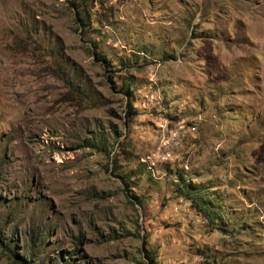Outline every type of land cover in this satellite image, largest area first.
<instances>
[{
  "label": "rangeland",
  "instance_id": "rangeland-1",
  "mask_svg": "<svg viewBox=\"0 0 264 264\" xmlns=\"http://www.w3.org/2000/svg\"><path fill=\"white\" fill-rule=\"evenodd\" d=\"M73 1L0 0V264H264V0Z\"/></svg>",
  "mask_w": 264,
  "mask_h": 264
},
{
  "label": "trees",
  "instance_id": "trees-1",
  "mask_svg": "<svg viewBox=\"0 0 264 264\" xmlns=\"http://www.w3.org/2000/svg\"><path fill=\"white\" fill-rule=\"evenodd\" d=\"M80 0H75L72 2L73 6H75L76 15L80 19L83 18L81 16L82 14V8L81 3H79ZM133 109L131 103H128L127 105V115L133 114ZM178 184H177V191L179 196L184 197L187 199L191 205L192 208H194L197 213L204 218V220L210 222L211 224H214L215 228H217V220L221 217L219 215L215 214V211L213 209L214 203L209 199V197L206 195V189L202 184L199 183H192L187 182L185 177L178 174ZM146 255L147 261H140L139 264H157L155 255L151 254L149 255L148 252Z\"/></svg>",
  "mask_w": 264,
  "mask_h": 264
},
{
  "label": "built area",
  "instance_id": "built-area-1",
  "mask_svg": "<svg viewBox=\"0 0 264 264\" xmlns=\"http://www.w3.org/2000/svg\"><path fill=\"white\" fill-rule=\"evenodd\" d=\"M147 98L151 102V104L155 103L156 97L154 95L150 94ZM166 122V118H161L157 121V128L162 133V138L160 139L158 150L156 151L154 157L159 161L168 160L172 158V155L174 154L175 150L179 148L183 133L186 131L182 128H179V130L176 128L170 129L168 128ZM166 132L168 134L165 135ZM151 163L153 164V162Z\"/></svg>",
  "mask_w": 264,
  "mask_h": 264
}]
</instances>
